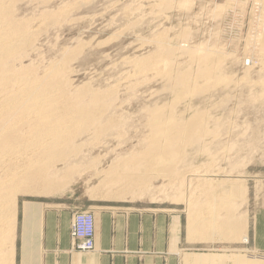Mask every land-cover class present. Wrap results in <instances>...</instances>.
<instances>
[{"label":"rangeland","instance_id":"374dc122","mask_svg":"<svg viewBox=\"0 0 264 264\" xmlns=\"http://www.w3.org/2000/svg\"><path fill=\"white\" fill-rule=\"evenodd\" d=\"M109 1H107V3H109L108 5H105L106 3H103V0L99 1L97 8L99 6L100 7L97 9V16L92 15L93 18L92 16L90 18L87 17V19L82 18L79 20L80 23L78 21L77 23L75 22V27L67 28L62 32L53 33L52 36L49 37V43L44 41L43 43L46 45L41 43L43 46L40 45L42 46L39 52L40 55L36 54L32 57L33 59H38L42 62L44 60L45 63H49L50 60L57 62L61 59L59 52H62L63 49H67V47L74 48L79 44L86 45L87 49L85 50V57L83 56L84 59L76 61L73 64L75 73L74 75L72 74V77L73 80L76 79L73 81L74 86H76V84L90 83L93 88L99 89L102 87L105 91L112 88L117 89V92L120 90V93L118 92L119 99L122 98V100H124L126 98L123 108H127H124V111L125 113L126 111H129L128 113L130 116L128 115V117H131L129 118L130 127L128 128L130 132L128 131L125 134L126 137L130 136L129 138L131 140L127 137V139L130 140L128 142L125 136V138H114L111 143L112 148L111 146L108 147L110 149L100 148L98 147L99 143L97 144L96 142L89 144L90 146L87 148L90 147V149H87L86 157L81 163V165L84 164L82 174L78 173L73 177V179H71L67 177V173H65L63 175V179H61V183L59 184L60 189L57 193H54L55 195L51 194L52 196H46L35 194V196L32 194L19 196L16 230V264H45L44 256L46 254V248L43 249V246L46 242L47 227L45 226V223H43V216L46 212H49V206L56 207L59 210L63 207L73 209V219L77 212H90L93 214L95 208H108L112 210L120 209L125 211L126 209H145L148 211L156 210L160 212H163L162 210L167 211L174 209L176 211L175 214L165 213V215H168L171 218L175 215L180 216L182 236L187 237L190 235V239L195 240V242L208 244L205 246L209 249V252H207L208 254H215L216 256L223 254L230 255L234 250L240 251L248 249L249 252L240 254L242 256V258L240 257L241 259H247L248 255H264V253H257L251 249L254 245L253 243L259 241L263 238L262 236H264V228H254V224L257 222L258 225H264V211L256 213L252 209L255 200H264V3H262L261 0H171V7L173 8L162 9L161 2H164V0ZM123 4L125 6H129L128 14L126 15L123 13L124 16L119 10L123 7ZM29 17H32L31 13L29 14ZM124 17L125 19H122ZM138 22L140 24H138ZM109 26L112 27L110 28ZM120 38L122 39L120 40ZM163 39L168 47L171 46L170 48L173 49L172 52L175 54V57L172 56V61H175L174 65L177 67V70L175 67V72H177L179 67H181L183 69L180 68L179 71L184 70L183 72H186V74L181 72L183 75L185 74L186 76H190L191 73L192 77H190L192 79H190L191 81L189 82L190 85L193 84L192 89H190V97H193H191V99L187 96H184L185 99L182 98L181 95L183 94L180 92V89H176L179 91L171 90L174 87L170 86L171 83L168 79H164V76L163 78L161 77V73L163 72L162 66H159L161 67V69L159 68L158 70L160 73L157 71L158 67L156 68L153 66V71H150L152 74L147 73L149 71H145V73L141 74L140 77L139 75L135 76L133 74L135 73L133 68L135 67L134 65L137 60L139 58L143 59L144 57V59L147 58L151 60L150 56H152V54L153 56H156L158 54L157 51L160 50L157 40L160 41ZM155 43H157V45ZM89 44L92 45L90 46ZM87 45H89L90 48L89 46L87 47ZM188 51L190 53H194V51L196 53L197 51V54L202 52L201 54L206 55H203L202 58L200 54H194L193 56L196 55V57H193L191 56L192 54L189 55L190 53L186 54ZM41 53L42 55L44 53V55L41 56ZM199 56L201 58H198ZM42 57H44V59ZM204 57H206L205 60H210L209 64L207 61V64H204ZM135 58L138 59L135 60ZM125 59L128 60V62H124L123 64L122 62L126 61ZM200 59L202 61V66L201 64L199 65ZM130 61L134 64H129ZM119 65L121 66L118 67ZM124 65L130 66L125 67ZM206 65L207 68L209 66L208 71H210V75H208L207 78L205 77V73V76L202 74V77H200V73L207 70ZM186 67L190 68H187L190 70L189 73ZM154 68H156V70ZM158 73L160 74V77H158ZM186 76L184 77L187 78L188 76ZM190 77H188V80ZM134 78L135 80L133 82ZM137 78H139L138 81ZM141 81L144 83L143 86H141ZM209 81L211 82L209 83ZM128 82H131L132 84H129ZM136 82H139L140 84H137L141 87H138ZM168 82L169 84H167ZM134 83L135 85H133ZM127 85H130L129 87H131V89L133 88V90H130ZM199 85L202 87L200 90L203 92L199 91L198 88L197 91H199L200 94L197 92L198 94L195 93L193 96L192 94L195 87H198ZM193 86H195L194 89ZM135 87L137 91L135 90ZM163 87H167L168 91V88H170V92L166 91ZM126 90H128L127 93L125 92ZM171 91L173 92V95L171 94ZM178 92H180V95H178ZM128 93L133 95L137 94L136 97L134 96L136 99L133 95L129 94V96H127ZM189 93L186 95H189ZM176 96H180L182 99L179 97L177 101V98H175ZM130 99H132V102ZM140 99L143 101L145 100L144 102L147 104L143 101L141 102ZM173 99H176V101ZM180 99L182 101H179ZM146 100L149 101L147 102ZM163 100H166V108L164 104L165 101ZM171 100L174 101L175 107L173 106V103H171L173 102ZM127 101L128 103L126 104ZM155 101L158 106L164 105L162 107L166 109L167 113L171 108H173L176 113L179 111L177 114H183L181 113V110L183 112L185 111L184 115L179 114L181 118L193 116L200 110L196 114H199L201 119H204L203 125L206 122L210 123V125L207 123V126L204 125L206 128L197 130L202 132L201 135L200 132H197L196 135L199 134L203 137L202 133H204L205 140L204 138L201 139L202 137L200 138L199 135V137L196 136L191 143H194L196 146L194 144V146L188 144V147L186 146L187 148L184 147L183 149L185 153H183L184 158L182 163H178V165L176 164L173 167L178 169L176 170L175 168V170L179 173L178 174L176 172L178 174L177 176L182 175L178 177L179 179L185 178L184 180L177 179L179 182H176L175 184L176 188L179 186L177 183L181 184V189L179 187V189L175 188V190H171L173 186L169 184L170 182H168L171 180L169 178L171 174V166L169 164H161V166L163 165L162 169L158 166L157 170H151V172L150 170L145 169L147 168L145 166H147L148 163L145 162L144 164H140V162H136L137 160L133 162L126 159L129 161L126 162L127 165L130 164L128 166L130 167L129 169L128 167L125 168L127 166L126 163L124 164L125 160L118 162L119 164H122L123 162L122 165H117L119 167L115 166L114 168L111 166L112 164H110L112 163L111 160L114 159L113 157H116L117 155L124 157L125 154L127 155L130 152L135 153L139 152V150H143L144 152V145H147V142L144 143V141H148V143L151 142V134H147L151 129L147 127L149 126L146 125V123L148 124V121L146 122L145 120L147 119L142 117L143 114L139 115L141 114V112L139 113V109L142 104L151 106L152 104H155ZM169 103L170 105H168ZM176 104L178 110H176ZM202 110H205L204 112H206V114L202 112ZM145 114L146 113H144L143 116H145ZM201 115H203V117ZM139 117L143 120H140ZM141 124L144 125L145 129L147 128L146 131L143 130L144 127L143 125L141 127ZM137 125H139L138 129ZM133 127H135L134 129L136 131H133ZM140 128L141 130H139ZM204 131L209 134H206ZM140 132L141 134L143 133V136ZM127 133L130 135H127ZM145 135L147 136L145 137ZM207 135L209 138L206 137ZM147 138H150V141L147 140ZM120 139L121 141L122 139L123 141L125 139L126 140L122 143ZM198 139L201 141L198 142ZM202 140L205 141L206 146L201 143ZM138 142H142V145H134L139 144ZM206 142H208V144ZM198 143H201L202 145L199 144V146L197 145ZM151 145L152 142L148 144L146 148L148 149V146ZM201 146L207 147V149ZM131 147H134V151ZM113 148L115 150V156H113ZM108 150L112 151L109 154L111 158H106V156H109L106 154V152L109 153ZM209 153L210 155H208ZM210 156L212 158H210ZM213 158H215V160ZM149 162H151V160H149ZM138 163L140 166H138ZM157 165L158 164L155 166ZM111 167L114 170L119 168L117 170L120 172L122 171L121 173L126 177L133 179H137L138 176L141 177L140 180H137L139 183L141 182L139 187H142L140 189L138 186V189H136L137 187L135 188V190L140 193L138 194L135 191L136 194H134L135 192H133V194L134 196H141L142 193V198L139 196H137L138 198L136 196L134 197L133 194H129L130 196H127V194L125 196L124 193H119L122 194V196H117V192L110 189L108 190L109 185L106 184L105 186L104 184L106 179V183L110 184L107 181L110 179L108 173L110 172ZM132 167H134V169ZM135 167L137 170H135ZM120 168L125 169L123 171ZM190 168H193L192 172ZM119 171L117 172L120 173ZM193 171L195 172L193 173ZM183 173H185L184 176L206 175V177L203 181H201L203 178L199 177H193L191 179L187 178L189 180H194V182L190 181V184L187 182L186 176L183 177ZM235 179L240 183V187H245L246 196H243L242 198H247L245 202L246 205H244L240 211H236L235 213L227 210V208L222 211L223 208L220 207L221 202L219 201H224V199H221L224 195H221V192H224L227 188L232 187L233 185H229V182ZM142 180L148 185H145L144 182L142 185ZM149 180H151V182H147ZM185 180L187 184H185ZM219 182H224L222 183L223 187L221 184H218ZM182 184L184 185L183 187ZM164 185L166 186V190L171 187L169 189L170 191L168 190V193L170 192V196H172L176 191L177 193H175L177 195H175L180 198H176L174 200L173 197H170L173 201L169 198L166 200L162 197V194L159 196V199L162 201L158 199V201L155 202V200H153L154 202H152L149 195L153 193L151 194L153 196L155 193L154 189ZM219 185L221 188L218 187ZM147 186L154 187H152L150 191L151 187H148V190H146ZM142 188H144L143 190H146L143 191L145 194L141 192ZM106 189L108 192L111 191V193H108ZM230 191L229 194L232 192ZM157 194H155V196ZM124 196L126 198H124ZM215 197L218 198L217 202ZM28 205L36 208L32 211L30 218L25 220L23 211L28 210ZM241 211L243 213L247 212L246 234L247 236L249 235L248 244H243L247 237L243 238L244 229L242 228L243 221L241 217L244 216L240 217V214H243ZM218 216L226 218L227 221L218 220ZM192 218H196L194 219L195 221H193ZM191 219L193 222V225L191 226L193 231H188V224ZM43 229H45V234ZM73 250L81 253H89L82 252L77 248H73Z\"/></svg>","mask_w":264,"mask_h":264},{"label":"bare ground","instance_id":"6f19581e","mask_svg":"<svg viewBox=\"0 0 264 264\" xmlns=\"http://www.w3.org/2000/svg\"><path fill=\"white\" fill-rule=\"evenodd\" d=\"M99 1H101V0H0V264H16V262H15V260H16L15 259L16 258V230H17V210H18L17 208H18L19 196H21V195H32V194H34V195L35 194L36 195L41 194V195H46V196L51 195V194L55 195L54 193H57L60 189L59 184L61 183V179H63V175L65 173H67V177H69L71 179H73V177L78 173L82 174L84 164L81 165V163L83 162V160L86 157L87 149H90V147L87 148L88 146H90L89 144L96 142L97 144L99 143L98 147L108 148L111 146L112 140L114 138H117V137L122 138L124 136L126 137V135H125L126 132H128V131L130 132V130H128V128L130 127L129 126V118H131V117H128L129 111L128 112L126 111V113L124 111L125 110L124 108H126V107L123 108V106L125 105L126 98L124 100H122V98H120L121 100L119 99L118 92L120 90L117 92V89L112 88V89H108V90L106 89L107 91H105L104 88H102V87H100L101 89L100 88L99 89L93 88L90 85V83H82L79 85L75 83L76 86H74L73 81L76 79L73 80V77H72V74L74 75V73H75L74 72L75 68L73 67V64L76 61H79V60L81 61V59H84L85 50L87 49L86 45L79 44L74 48H68L67 47V49L66 48L63 49L62 52H59L61 59L57 62L50 60L49 63H45L44 60L42 62L41 60L39 61L37 59L39 61L38 62L36 59H33V57H32L33 55H36V54L40 55L39 52L43 46L42 44L46 45L45 43H43V41L49 43V37H51L53 33L62 32L63 30H65L67 28L75 27L74 26L75 22L77 23V21H78L80 23L79 20L82 18L87 19V17L90 18L92 15L97 16L98 15L97 9H99V7H100L99 6L97 8V6L99 5ZM103 1H104L103 3H106L105 5L109 4V3H107V1H109V0H103ZM114 1L115 0H113V2ZM261 1H262V3H264V0H261ZM110 4H111V2H110ZM171 4H172L171 0H164V2L163 1L161 2V5H162L161 7H162V9H171V8H173V7H171ZM161 7H160V10H161ZM141 9H142V7H141ZM119 10L122 13V15H123V13L127 15L128 11H129V6L128 5L125 6L123 4V7H121V9H119ZM111 11H112V8H111ZM139 11H140V9H139ZM30 13L32 14V17H29ZM93 16H92V18H93ZM122 19H125V17ZM139 22H138V24H140ZM109 27L111 28L112 26H109ZM125 31H126V29H125ZM121 39L122 38H120V40ZM247 39H249V38H247ZM147 41H149V40H147ZM157 41H158L157 43L159 45L158 47L160 48L159 51L156 50L158 54L155 51V53L157 55L155 54L156 56H153V54H152V56H150L151 60H149L147 58L144 59L145 57L143 59L139 58L140 60L138 58H137L138 60L135 58V60H137V62L134 65L135 67L133 69L135 70L134 71L135 73H133V74L135 76L139 75V77H140V75L145 73V71H149L147 73H151L150 71H153V69H152L153 66H155L156 68L158 67L157 71L159 70V68L161 69V67H159V66H162L164 73L163 72L161 73L162 74L161 77L163 78V76H164V79L167 78L168 81L171 83L170 86L175 88L174 89L171 87L172 88L171 90L179 91L176 89H180V92L183 94V95H181L182 98L185 99L186 96L190 97V94H191L190 89H192V85H193V84L190 85V83H189L191 81L190 79H192L191 73H190L191 77L187 75L188 77H190L188 80V77L185 75L186 72H183L184 70L179 71V69L181 67H179V69H178L179 72L178 71L175 72L177 70V67H176V65H174L175 61L174 62L172 61V58H173L172 56L175 55L174 52H172L173 49L170 48L171 46L168 47L167 44H165L164 39L160 40V41L157 40ZM154 42H156V41H154ZM157 43H155V44L157 45ZM106 44H107V42H106ZM40 45H42V46H40ZM89 45L91 46L92 44H89ZM89 45H87V47ZM90 46H89V48H90ZM48 48H49V45H48ZM43 49H45V48H43ZM42 51H44V50H42ZM181 51H183V50H181ZM144 52H146V51H144ZM44 53H43V55H44ZM189 53H190L189 51H188V53L186 52V54H189ZM201 53L197 54V51H196V53L194 51V53L191 52L189 55L192 54L191 56H193L194 54H196V55L200 54V56H202V58H203V55H206V54H201ZM43 55L41 53V56H43ZM196 55L193 57H196ZM41 56H40V58H41ZM200 56L198 58H201ZM44 57H42V58L44 59ZM34 58H35V56H34ZM205 58L206 57H204V60H203V61H205V63L204 62L203 63L207 64V62H208V64H209L210 60L209 59L205 60ZM200 61H201V59H200ZM200 61H199V65L202 63V61L201 62ZM124 62H128V60L123 61L122 63L124 64ZM129 64L133 65L134 63H131V61H130ZM121 65H119L118 67H120ZM124 66L126 67V66H130V65H124ZM201 66H202V64H201ZM175 67H176V70H175ZM182 67H183V65H182ZM116 68H117V66H116ZM156 68H154V69L156 70ZM184 68H185V66H184ZM187 68L188 67H186V69ZM206 68H207V65H206ZM208 68H209V66H208ZM208 68L205 72H202L203 70L201 71L202 73H200L201 74L200 77H202V74H203V76H205L204 75L205 73H206L205 77L210 75V73H209L210 71H208ZM181 69H183V68H181ZM186 69H185V71H186ZM188 69H190V68H188ZM188 69H187V71L189 73L190 70H188ZM155 70H154V73H155ZM120 71H121V69H120ZM157 71H156V73H157ZM181 72H183L185 74L183 75V73H181ZM115 73H116V71H115ZM159 73H158L159 76L158 75H156V76L160 77ZM144 75H147V74H144ZM184 76H186L187 78H185ZM71 77H72V79H71ZM138 79L139 78H137V81H138ZM134 80H135V78L133 79V82H134ZM146 80H148V79H146ZM142 81H141V83H142ZM139 82H136V84ZM143 82H145V81H143ZM169 82L167 84H169ZM207 82H208V80H207ZM210 82L211 81H209V83ZM146 83H147V81H146ZM143 84L144 83H142L141 86H143ZM133 85H135V83ZM133 85H131V86H133ZM208 85H206V86H208ZM141 86L138 85V87H141ZM194 87L195 86H193V89H194ZM196 87H195L196 92L194 89V92L192 94L193 96L195 93H197V92L199 93V91H201L200 89L202 88V87H200V85L197 88ZM129 88H130V90H133V88L132 89H131V87H129ZM163 88H165V87H163ZM165 89H166V91H168L167 87ZM168 89H169L168 92H170V88H168ZM197 89L199 91H197ZM135 90H136V87H135ZM189 91H190V93H189ZM125 92L127 93L128 90H126ZM180 92H178L179 94L178 93L177 94L180 95ZM201 92H203V91H201ZM130 93H128L127 96H129ZM172 93L173 92L171 91V94ZM175 93H174V95H175ZM188 93H189V95H186ZM130 95H133V94H130ZM136 95L134 94L133 97L134 96L136 97ZM146 95H147V93H146ZM133 97H131V98H133ZM179 97L180 96L175 97V98H177V101H178ZM191 97H190V99H191ZM128 98H130V97H128ZM137 99H139V98H137ZM181 99L179 101H182ZM131 100L132 99H130V101ZM166 100H163V101H165L164 104L166 103ZM173 100L176 101V99H173ZM173 100H171V101H173ZM142 101L143 100H141V102ZM146 101L148 102L149 100H146ZM174 101L171 102V103H173V106L175 105ZM127 103H128V101L126 102V104ZM144 103H146V102H144ZM167 103H168V101H167ZM146 104L145 105L142 104V106H140L139 113L141 112V114H139V113L138 114L144 115V113H146L145 116L142 115V117L147 119V120H145L146 122L148 121V124L146 123V125H149L147 127H149L151 129L150 131H148L149 133H147V134H151L150 135L151 139L150 138L149 139L151 140L152 145L148 146L149 148L147 149L146 146L148 144H150L151 142L148 143V141H144V143L147 142V145L146 146L144 145V152H143V150H141L142 152L139 150V152H135V153H133V152L129 153L128 152L129 154H127V155L124 152V154H125L124 157L116 154L117 156L113 157L114 159L111 160L112 163H110V164H112L111 166L115 168V166L121 164V163L120 164L118 163L120 161L125 160V162H124V164H125L126 162H129V161L135 162V160H137L136 162H140V164H142V163L144 164L145 162L148 163L147 166H145V167H147L145 169L150 170V172H151V170L152 171L157 170L158 166H159V168L161 167V169H162L163 165L169 164L171 166V172H170L171 174L169 177L171 180L168 182H170L169 184H171L174 187V188L170 187L171 190L172 189L175 190L176 182H179V180H184L185 178L179 179L178 177H180L182 175L177 176L179 173L176 170H178V169L175 167L176 168V170H175V168H173V167L176 164L178 165V163L179 164L182 163L183 158H184L183 153H185L183 148L186 147L188 144L190 145L193 142V139H195L196 136L199 135V134L196 135L197 132H200V135H201L202 131H197V130H200L201 128H203V129L206 128L204 125L207 126V124L210 125V123L206 122L207 124L205 123L203 125L204 119H201L199 114H196L200 110L196 113L194 112L195 114L193 116H190L187 118L183 116L184 118H181L179 116L180 113L177 114L179 111L176 113V111L173 108H171L169 111L167 110L168 111V113H167L166 109H165L166 104H165V108L162 107L164 105L158 106L156 104V101H155V104H152L151 106L150 105L148 106ZM168 105H170V103ZM178 105H179V103H178ZM176 110H178L177 104H176ZM204 111L202 110V112H204ZM122 112H123V114H122ZM137 112H135V113H137ZM184 112L181 110V113H183V114H180V115H184ZM186 113H189V112H186ZM204 113L206 114V112H204ZM133 115H136V114H133ZM201 116L203 117V115H201ZM208 116H210V115H208ZM136 118H137V116H136ZM140 118L141 117H139V119ZM140 120H143V119H140ZM201 120H202V122H201ZM131 121H133V120H131ZM139 123H140V121H139ZM132 124H133V122H132ZM143 124H141V127ZM131 126H133V125H131ZM138 126L139 125H137V129H138ZM135 127H133V131L135 130L134 129ZM143 127H144V125H143ZM146 129H145V127L143 128V130H145V131H146ZM139 130H141V128ZM141 132H143V131H141ZM141 132H140V134H141ZM217 132H219V131H217ZM205 133L207 134L208 132H205ZM212 134H213V132H212ZM127 135H130V134L127 133ZM202 135H203V137L200 136V138L202 137L201 139L204 138V140H205V134L202 133ZM146 136L147 135H145V137ZM127 137H126V139H127ZM129 137H128V139H130ZM206 137L209 138L208 135ZM217 137H219V136H217ZM131 138H132V136H131ZM123 139H122V141L120 139V141L122 143L126 140L125 139L123 141ZM128 139H127V141L129 142L131 139L130 140H128ZM149 139L147 138V140H149ZM127 141H126V143H127ZM197 141L200 142L201 140L198 139ZM211 142H212V139H211ZM141 143L134 144V145L139 146ZM201 143H203V145H204L205 141L202 140ZM201 143H198L197 145H199ZM206 143L208 144V142H206ZM97 144H96V146H97ZM193 144H191V145H193ZM119 145H117V146H119ZM122 145H124V144H122ZM94 146H95V144H94ZM204 146H206V144ZM204 146H201V147H204ZM98 147H97V149H98ZM210 147H212V146H210ZM111 148H112V146H111ZM181 148H182V150H181ZM204 148L207 149V147H204ZM108 149H110V148H108ZM132 149L134 151V147ZM112 150H113V152L115 151L114 148ZM90 152H91V150H90ZM110 152H112V151H109V153L106 152V154L109 155ZM208 155H210V153ZM113 156H115V152H114ZM211 156H210V158H212ZM106 158H111V157L109 155L108 157L106 156ZM215 158H213V159L215 160ZM126 159L129 161H127ZM149 160H151V162H149ZM122 164H123V162H122ZM140 164L138 166H140ZM156 164H158V165L155 166ZM161 164H163V165L161 166ZM126 165H127V163H126ZM129 165H127L125 168H127ZM210 165H211V163H210ZM112 167H111L110 172L108 170V172H109L108 174H109L110 179L107 182H109L110 184L106 183V180H107L106 179L104 185L105 186H106V184L109 185V188L107 187L108 190L110 189V190L117 192L118 194L114 192L115 194H117V196H120V195L122 196V194H119V193H124L125 196L127 194H128L127 196H130L129 194H133V192L136 191L135 188L137 186L139 187V185H141V182L139 183L137 180V179L140 180L141 177L138 176L137 179L126 177V176H124V174L121 173L122 171L120 172L119 170H117L119 168L114 170ZM117 167H119V166H117ZM129 168L130 167H128V169ZM132 168L134 169V167H132ZM124 169H121V170L124 171ZM192 169H191V172H192ZM130 170H132V169H130ZM135 170H137L136 167H135ZM117 171H119L121 174L118 173ZM126 171H128V170H126ZM189 172H187V173H189ZM194 172L195 171H193V173ZM184 174L185 173H183V177L186 176V175L184 176ZM125 175H126V173H125ZM193 177L203 178L201 180V181H203L204 178L206 177V175H200V176L199 175H196V176H194V175L189 176L188 175V176H186V179L187 178L191 179ZM177 179H179V180H177ZM188 180L189 179H187V182H189V183H190V181L194 182V180H189V181ZM143 182L145 184V181L142 180V185H143ZM147 182H151V180H149ZM185 182H186V180H185ZM187 182L185 184H187ZM180 183H181V181H180ZM182 183L184 184L183 181H182ZM222 183H224V182H219L218 184H221V186H222ZM183 184H182V187L184 186ZM239 184L240 183L235 179V180H231L229 182V185H233L232 187H229L227 189L224 187L226 190L224 192L223 191L221 192V195H224V197L222 196L223 198H221V199L222 200L224 199V201H221L220 199H219L220 201L218 200L219 202H221L220 207L223 208L222 211L226 210V208H227V210H230L232 213H235L236 211H240L241 208L244 205H246L245 202H246L247 198H245V197L242 198L243 196H246L245 187H240ZM145 185H148V184H145ZM177 185H179V186L176 189H179V187L181 189V184L177 183ZM138 187L136 189H138ZM141 187L142 186H140L139 189ZM148 187H151V186H147L146 187L147 189L146 188L145 189L148 190ZM152 187H154V186H152ZM152 187L150 188V191H151ZM165 187L166 186L164 185L161 187L160 186L156 187V189L153 188L154 192H155L154 195L153 196L151 195L153 193H151L149 195L152 202H154L153 200H155V202L158 201V199L160 198L159 196L162 194H163L162 197L165 198L166 200H168V198L171 199L170 197H173L174 200L176 198H178L176 196L177 195L176 191H175L176 193L174 192V194L172 196H170V192L168 193V190L170 188L168 190H166ZM218 187H220V185ZM196 188H198V187H196ZM224 188H223V190H224ZM143 189L144 188L141 189L142 191L141 190H139V191H141V192L146 191ZM230 189L232 192L230 191ZM99 190H100V188H99ZM108 190H107V192H108ZM219 190H221V189H219ZM228 190L231 192L230 194H229ZM102 191H103V189H102ZM136 192L134 194H136ZM157 192H158V194H157ZM108 193H111V191ZM222 193H224V194H222ZM96 194H97V192H96ZM134 194H133V196H134ZM155 194H157V195L155 196ZM125 196H124V198H126ZM137 196H139V195H137ZM141 196H142V193H141ZM141 196H139V197H141ZM215 198H216V202H217L218 198L217 197H215ZM241 198H242V200H241ZM132 200H133V198H132ZM159 200H161V199H159ZM171 201H173V200L171 199ZM207 207H209V206H207ZM174 211L170 210V211H166V212H174ZM246 213L247 212L240 214V217L244 216V217H241V219L243 221V227L242 228L244 229V237L243 238L247 237V234H246L247 233V230H246L247 229V223H246L247 222V218H246L247 214ZM93 217H94V215H93ZM192 219L190 220V222L188 224V231H193V228H191V226L193 225ZM194 219H196V218H194ZM194 219H193V221H195ZM218 220L227 221L226 218H221L219 216H218ZM72 223H73V221H72ZM244 241H246V239ZM93 244H94L93 250H95V218H94V240H93ZM244 252L246 253L249 251H247V250H241V251L236 250L234 253H232L230 255L223 254V255H217L216 256L215 254L214 255L211 254V255H208L206 257H208L207 258L208 260H212L213 264H222L223 260H226V261L228 260V262H229V260L230 261L233 260V262L235 264H264V255H261V256H258V255L256 256L255 254L250 255V256L248 255L247 259L244 258L245 260H243V259H241L242 256L240 254L244 253ZM193 257L194 256H189L190 259H194ZM234 259H235V261H234ZM202 260H204V259L202 258ZM205 261H206V259H205ZM224 264H225V262H224Z\"/></svg>","mask_w":264,"mask_h":264},{"label":"crops","instance_id":"0c3cea01","mask_svg":"<svg viewBox=\"0 0 264 264\" xmlns=\"http://www.w3.org/2000/svg\"><path fill=\"white\" fill-rule=\"evenodd\" d=\"M252 207L256 213L264 211V200H255ZM35 208L28 206V211L24 207L25 220L30 218ZM162 211L164 213L145 209L125 211L95 208V250L81 253L72 248L74 210L49 206V212L43 216V223L47 227L46 245L43 246V249L46 248L45 264H213L206 257L211 255L207 253L208 247H205L208 244L197 243L190 239V235L183 237L181 217L165 215L175 214L174 209V212ZM260 225L257 222L254 228H264V225ZM262 237L253 243L251 249L254 252L264 253ZM248 243L249 235L243 244ZM189 256H194V259ZM224 262L235 264L233 260H223L222 264Z\"/></svg>","mask_w":264,"mask_h":264},{"label":"built area","instance_id":"2783aa9c","mask_svg":"<svg viewBox=\"0 0 264 264\" xmlns=\"http://www.w3.org/2000/svg\"><path fill=\"white\" fill-rule=\"evenodd\" d=\"M94 217L90 212H77L72 223V245L82 252L94 248Z\"/></svg>","mask_w":264,"mask_h":264}]
</instances>
